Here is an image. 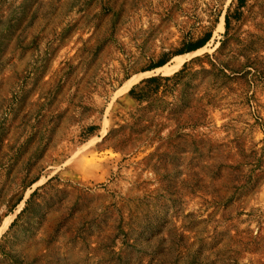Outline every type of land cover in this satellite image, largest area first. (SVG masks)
Wrapping results in <instances>:
<instances>
[{
  "label": "rangeland",
  "instance_id": "rangeland-1",
  "mask_svg": "<svg viewBox=\"0 0 264 264\" xmlns=\"http://www.w3.org/2000/svg\"><path fill=\"white\" fill-rule=\"evenodd\" d=\"M0 264H264V0H0Z\"/></svg>",
  "mask_w": 264,
  "mask_h": 264
},
{
  "label": "bare ground",
  "instance_id": "bare-ground-1",
  "mask_svg": "<svg viewBox=\"0 0 264 264\" xmlns=\"http://www.w3.org/2000/svg\"><path fill=\"white\" fill-rule=\"evenodd\" d=\"M182 63H183V60L177 57L175 64H173L171 67L163 66L161 69H165V71L171 72V71L177 70L181 66Z\"/></svg>",
  "mask_w": 264,
  "mask_h": 264
},
{
  "label": "trees",
  "instance_id": "trees-1",
  "mask_svg": "<svg viewBox=\"0 0 264 264\" xmlns=\"http://www.w3.org/2000/svg\"><path fill=\"white\" fill-rule=\"evenodd\" d=\"M229 27H230V17L227 15V17H226V28H227V30L229 29ZM205 44V43H204ZM204 44H202V45H200V46H203ZM200 46H196V48H192L191 50H194V49H197L198 47H200ZM162 65V64H161ZM160 65V66H161ZM155 80V77H152V78H150L149 79V81H154Z\"/></svg>",
  "mask_w": 264,
  "mask_h": 264
}]
</instances>
